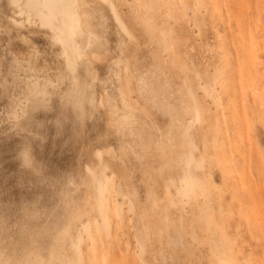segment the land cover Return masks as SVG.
Segmentation results:
<instances>
[{
	"label": "rangeland",
	"instance_id": "374dc122",
	"mask_svg": "<svg viewBox=\"0 0 264 264\" xmlns=\"http://www.w3.org/2000/svg\"><path fill=\"white\" fill-rule=\"evenodd\" d=\"M84 1L75 103L0 0V264H264V0Z\"/></svg>",
	"mask_w": 264,
	"mask_h": 264
},
{
	"label": "bare ground",
	"instance_id": "6f19581e",
	"mask_svg": "<svg viewBox=\"0 0 264 264\" xmlns=\"http://www.w3.org/2000/svg\"><path fill=\"white\" fill-rule=\"evenodd\" d=\"M9 1L19 8L20 14H24L28 23H34L47 29V37L50 39L51 45H55L58 50L55 54L63 61V68L56 75L58 83L67 78L70 81V85L67 88L66 95L73 98L75 103L79 102L80 99L76 98V95L81 94L83 83L78 73V67L80 64L86 63V61L90 63V58L85 48L93 43L95 45L100 44L96 39L98 38V34L91 23V16L88 14L89 10L86 8L85 1ZM28 5H31V7H28ZM48 83L51 84L52 81H44L43 86L40 85L39 81L32 82L31 84L27 83V93L24 98L28 100L29 96H37L38 94L41 97L46 96L48 94L46 84Z\"/></svg>",
	"mask_w": 264,
	"mask_h": 264
},
{
	"label": "snow or ice",
	"instance_id": "6c2138e0",
	"mask_svg": "<svg viewBox=\"0 0 264 264\" xmlns=\"http://www.w3.org/2000/svg\"><path fill=\"white\" fill-rule=\"evenodd\" d=\"M28 7H31V5H28Z\"/></svg>",
	"mask_w": 264,
	"mask_h": 264
}]
</instances>
